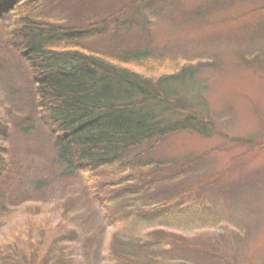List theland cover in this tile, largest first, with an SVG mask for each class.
Instances as JSON below:
<instances>
[{
	"label": "rangeland",
	"instance_id": "374dc122",
	"mask_svg": "<svg viewBox=\"0 0 264 264\" xmlns=\"http://www.w3.org/2000/svg\"><path fill=\"white\" fill-rule=\"evenodd\" d=\"M21 1L41 22L97 25L93 38L69 46L82 53L114 62L129 51L169 58L151 70L121 61L155 78L174 72L170 60L196 65L180 89L205 105L215 133L180 132L137 150L136 162L61 175L32 107L29 70L5 43L14 14L1 18L0 125L7 135L0 144L11 166L0 179V248L25 245L21 231L38 221L31 242L39 258L57 238L69 247L66 264H122L112 252L117 232L127 246L145 242L138 255L151 260L144 264H264V0ZM150 177L137 195L134 187ZM167 233L187 239L192 251L160 244ZM150 241L158 242L147 247ZM203 245L215 258L194 252Z\"/></svg>",
	"mask_w": 264,
	"mask_h": 264
},
{
	"label": "trees",
	"instance_id": "16d2710c",
	"mask_svg": "<svg viewBox=\"0 0 264 264\" xmlns=\"http://www.w3.org/2000/svg\"><path fill=\"white\" fill-rule=\"evenodd\" d=\"M26 5L21 0H0V19L14 14L5 43L23 58L29 70L32 107L47 130L61 175L82 176L101 165L136 162L142 154L132 155L137 150L180 132H193L200 137L215 133L205 105L201 107L191 101L180 89L193 81L196 65L181 63L180 66L175 59L170 60L174 72L149 77L124 67L121 61L151 70L164 67L169 58L160 57V60L148 51H129L123 53L122 60L114 62L100 55L82 53L69 46L93 38L99 30L94 27L97 25H51L28 14ZM6 135L7 127L0 125V138ZM6 152L0 144V179L10 171ZM153 177L141 179L140 189L134 187L137 195L149 188ZM104 184L105 189L114 188L112 183ZM91 192L101 202L99 191L93 187ZM3 209L0 203V212ZM61 219L63 223L68 220L65 212ZM41 223L28 222L21 231V235H26V244L15 247L14 252L1 247L0 264H66L69 247L59 245L57 238L39 258L31 241L41 230ZM45 223L47 226L48 221ZM113 242L112 252L122 264H144L145 259L151 260L138 255L145 242L133 241L134 245L129 242L127 246L118 232ZM157 242L150 241L147 247ZM159 242L173 251L178 246L192 251L191 243L175 234L167 233ZM128 249L134 253H127ZM193 250L215 258L213 248L205 245L197 249L194 246Z\"/></svg>",
	"mask_w": 264,
	"mask_h": 264
}]
</instances>
